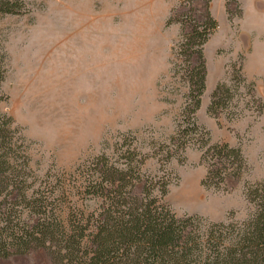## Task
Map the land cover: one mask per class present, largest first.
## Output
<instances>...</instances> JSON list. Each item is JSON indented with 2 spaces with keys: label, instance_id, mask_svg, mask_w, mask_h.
<instances>
[{
  "label": "rangeland",
  "instance_id": "obj_1",
  "mask_svg": "<svg viewBox=\"0 0 264 264\" xmlns=\"http://www.w3.org/2000/svg\"><path fill=\"white\" fill-rule=\"evenodd\" d=\"M12 1L18 4L13 12L0 14V112L13 118L35 191L56 215L99 212L103 200L86 186L100 180V161L124 167L135 150L146 176L171 170L165 203L178 217H248L246 184L264 179V0ZM208 12L218 26L203 48L206 89L196 117L212 143L239 147L248 164L239 175L228 171L220 188L202 184L208 168L194 144L182 151L171 144L180 125H187L181 117L188 84L176 55L179 38L184 25L204 22ZM238 75L261 102L246 107L249 96ZM221 81L240 86L230 106L242 116L208 112ZM0 264L66 262L39 248Z\"/></svg>",
  "mask_w": 264,
  "mask_h": 264
},
{
  "label": "trees",
  "instance_id": "obj_2",
  "mask_svg": "<svg viewBox=\"0 0 264 264\" xmlns=\"http://www.w3.org/2000/svg\"><path fill=\"white\" fill-rule=\"evenodd\" d=\"M17 5L0 0V14L13 12ZM207 15V20L193 23L190 29L184 25L179 38L176 55L184 65L182 74L188 84L181 117L187 125H180L171 144L180 151L194 144L208 168L202 184L220 188L228 171L239 175L248 164L239 147L212 143L196 117L206 89L203 48L218 26L211 13ZM238 79L243 95L249 96L246 107L262 101L245 77L238 75ZM3 80L0 62V84ZM240 86L219 82L208 112L216 117L222 113L242 116L230 106L241 92ZM13 124L12 117L0 112V259L44 248L66 264H264V179L246 184L244 195L250 212L241 222H210L197 215L178 217L165 203L171 170L166 169L162 176H146L135 163L133 150L124 167L109 166L100 159V180L90 179L86 186L87 193L103 200L99 212L94 210L86 217L81 210L61 219L42 192L35 191L30 159L20 155ZM172 156L168 148L167 161Z\"/></svg>",
  "mask_w": 264,
  "mask_h": 264
},
{
  "label": "crops",
  "instance_id": "obj_3",
  "mask_svg": "<svg viewBox=\"0 0 264 264\" xmlns=\"http://www.w3.org/2000/svg\"><path fill=\"white\" fill-rule=\"evenodd\" d=\"M254 55H255V52H254ZM255 56H256V55H255ZM251 57H253L252 54H251L250 58H251ZM250 62H251V61H250ZM260 64H261V63H260ZM250 66H253V65L250 63ZM259 66H260V65H258V63H257V64H256V67H254V68L257 69ZM252 68H253V67H252ZM252 68H249L250 73H251V71H252ZM254 68H253V69H254ZM255 69H254V70H255ZM255 72L257 73L256 70H255Z\"/></svg>",
  "mask_w": 264,
  "mask_h": 264
},
{
  "label": "bare ground",
  "instance_id": "obj_4",
  "mask_svg": "<svg viewBox=\"0 0 264 264\" xmlns=\"http://www.w3.org/2000/svg\"><path fill=\"white\" fill-rule=\"evenodd\" d=\"M195 187V186H194ZM187 190H185V192H186ZM189 198V197H188ZM192 198V197H191ZM194 198V197H193Z\"/></svg>",
  "mask_w": 264,
  "mask_h": 264
}]
</instances>
